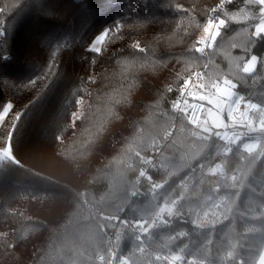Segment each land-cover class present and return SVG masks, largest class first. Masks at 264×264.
<instances>
[{
  "label": "trees",
  "instance_id": "obj_1",
  "mask_svg": "<svg viewBox=\"0 0 264 264\" xmlns=\"http://www.w3.org/2000/svg\"><path fill=\"white\" fill-rule=\"evenodd\" d=\"M220 3L0 0V55L11 57L0 58V105L14 106L0 123V149L12 153L0 161V264H108L116 232L118 254L130 264H167L166 256L257 263L264 250V152L234 146L222 159L233 179L203 174L223 143L196 136L187 115L171 109L194 72L204 73L206 87L227 77L264 108V40L251 36L259 6ZM209 16L227 26L204 57L193 44ZM104 29L113 30L111 42L100 54L89 52ZM253 54L257 72L248 77L236 65ZM151 157L162 187L135 197L136 177ZM173 201V215H158ZM123 215L147 221L143 243Z\"/></svg>",
  "mask_w": 264,
  "mask_h": 264
},
{
  "label": "snow or ice",
  "instance_id": "obj_2",
  "mask_svg": "<svg viewBox=\"0 0 264 264\" xmlns=\"http://www.w3.org/2000/svg\"><path fill=\"white\" fill-rule=\"evenodd\" d=\"M247 2L259 6V23L254 26V31L251 33V36L255 38V40H264V0H247ZM223 5L224 0H221L218 7L223 8ZM3 11L4 9L0 8V13ZM211 11L212 13H215L217 9L213 8ZM51 14V12L46 13V15ZM248 18L247 15H244L243 17L244 20H247ZM237 19L238 18L235 15L231 17V20L233 21H237ZM226 26L227 21L225 18L209 16L206 24L203 26V35H201L193 44L194 52L204 57L208 56L206 49H212L214 47L217 37L221 36V29ZM112 32V29L101 30L91 41H89L87 50L92 53L100 54L102 49L106 47V44L111 42L110 36L112 35ZM3 34V31H0V36H3ZM4 43H6V41L0 42V45L3 47ZM236 46L237 45L235 44L232 45V47ZM136 48H138L140 52L144 51L139 44L136 45ZM0 58L8 60L11 57L3 54L0 55ZM239 59L243 60L242 66L237 64L236 67L248 77H253V74L257 72L258 56L253 54L246 60H244L243 57H240ZM259 63L264 65V61H259ZM204 67L207 68V64H205ZM202 78L203 74L201 72H194L191 77L184 81V84L180 89V99L176 100L172 105L174 110L187 114L200 110L201 113L208 118L217 120L218 118L223 117L225 113L226 115H234L242 105H248V101L245 100V97L238 95L234 91L237 88V84L227 77L223 78L222 81H213L208 86L211 91H194V88L201 90L206 88L205 84L199 82ZM193 81H196V83L194 84ZM0 83H3V78H0ZM189 100L194 102L189 103ZM195 101L206 102L208 105H211V107L206 108L205 103H196ZM250 106L253 108L256 107V105ZM13 107L12 103L0 105V112L8 113Z\"/></svg>",
  "mask_w": 264,
  "mask_h": 264
},
{
  "label": "rangeland",
  "instance_id": "obj_3",
  "mask_svg": "<svg viewBox=\"0 0 264 264\" xmlns=\"http://www.w3.org/2000/svg\"><path fill=\"white\" fill-rule=\"evenodd\" d=\"M201 35H203V30L200 36ZM202 74L203 78L200 80V83L204 84L206 76L204 75V73ZM194 91H211V89L209 87H206L204 90L196 88L194 89ZM234 91L238 95H240L237 92V89H235ZM201 103H205L206 108L211 107V105H208L206 102ZM250 105H256V107L253 108ZM6 114L7 113L4 112L1 113L0 123L3 121ZM194 127L196 136L205 140H217L223 143V149L221 150V153L218 154V156H223L225 153H229L234 146L240 148L242 152H245L248 155H252L255 152H257L259 156L263 155L264 108L258 106L255 103L248 102V105H242L234 115H226L225 113L223 117L218 118L217 120H212L204 115L200 124ZM8 158H12L11 149L9 147L0 149V161ZM203 170L211 174V170H208L207 167H204ZM233 177L234 176L228 175V173L226 172V176H224V178L220 180L225 181L226 179H233ZM176 202L177 201H173L170 203L165 202L161 206L158 215H173L176 212ZM200 224L205 225L207 224V222H200ZM256 264H264V250Z\"/></svg>",
  "mask_w": 264,
  "mask_h": 264
},
{
  "label": "built area",
  "instance_id": "obj_4",
  "mask_svg": "<svg viewBox=\"0 0 264 264\" xmlns=\"http://www.w3.org/2000/svg\"><path fill=\"white\" fill-rule=\"evenodd\" d=\"M0 31H3V33H4V30L0 29ZM4 36H5V33L3 34V36H0V42H4ZM0 47H2V45H0ZM212 49H206V51L209 52ZM192 74L189 77H191ZM193 83H194V81H193ZM195 83H196V81H195ZM178 99H180V92L176 96V99L173 101V103L176 100H178ZM193 102L194 101L189 100V103H193ZM195 102L196 103H201V102H198V101H195ZM173 103H172V105H173ZM172 105H171V109H172L173 112L177 113L178 116L183 114L182 112L174 110L172 108ZM184 114L187 115L188 122L191 125H193V126L198 125L201 122L202 118H203V114L201 113L200 110L194 111L191 114H187V113H184ZM222 159H223L222 155L217 156L214 159V161L212 162V164L207 167L208 170H211V174L205 172L203 170L204 166H201V170H203V174H209V175L214 176L216 178L223 179L224 176H226V171L224 170ZM154 171H155V164H154V161H153V159L151 157V158L148 159L147 162H145L141 166L140 172H139L138 176L136 177V185H137V187H136V190H134L132 192L133 196L136 197V196L140 195L143 192L144 188L156 191V190H159L162 187V183L157 181L156 179H154V177H153V172ZM192 171H193V174L196 173V169L195 168H193ZM156 221H157V218L154 217L153 218V223L156 222ZM122 222L132 230V232L134 234V238H135L136 241H139V242H142V243L144 242V240H145L144 239V234L147 233L148 228H149V224H147L146 221H139V220H136V219H134L132 217L123 215ZM121 238H122V235L119 232H116L113 235H111V237L109 239L110 251H109V254H108V258H107V263L108 264H130L125 256L118 254L119 243H120V239ZM145 250H146L145 247H142L141 250L138 251V253L139 254H144ZM165 258H166V263L167 264H207L206 262H200L199 263L196 260H194L193 258L185 259V258H182L180 256H175V257L166 256ZM105 259L106 258L103 255H99L98 256V260H100V261H104Z\"/></svg>",
  "mask_w": 264,
  "mask_h": 264
}]
</instances>
